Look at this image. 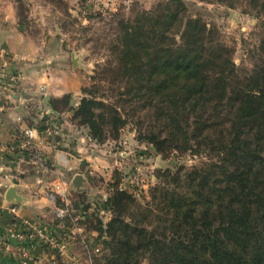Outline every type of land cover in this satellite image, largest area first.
I'll list each match as a JSON object with an SVG mask.
<instances>
[{"label": "trees", "instance_id": "16d2710c", "mask_svg": "<svg viewBox=\"0 0 264 264\" xmlns=\"http://www.w3.org/2000/svg\"><path fill=\"white\" fill-rule=\"evenodd\" d=\"M244 1L264 19V0ZM118 25L110 57L96 70L99 83L77 106L70 94L54 98L55 121L60 127L72 112L71 124L104 143L120 139L132 114L137 139L156 154L202 160L159 170L143 201L118 182L100 206L74 203L78 224L103 245L96 264H264V33L255 66L240 71L234 49L184 0H163ZM25 119L40 133L49 126ZM30 154L15 148L0 163L15 166ZM101 211L111 215L106 223ZM57 225L50 230L63 237Z\"/></svg>", "mask_w": 264, "mask_h": 264}, {"label": "rangeland", "instance_id": "374dc122", "mask_svg": "<svg viewBox=\"0 0 264 264\" xmlns=\"http://www.w3.org/2000/svg\"><path fill=\"white\" fill-rule=\"evenodd\" d=\"M161 1L163 0H19L17 8L19 13L23 14L22 19L25 21L27 34L31 38L44 40L47 35H50L52 38H57V35H59V39L62 40V48L69 54H75L77 61L81 60V64L75 66L80 73V85L82 86L81 99L84 97L83 90L85 88H92L95 83H99L96 79V70L98 66L104 65L110 57L109 46L118 31L119 20L121 18L133 17L138 10H150ZM184 1L188 4L189 11L194 17L200 16L209 26L216 27L221 41L234 49L233 59L240 71L253 69L259 58L257 51L259 40L264 33L263 17H259L244 0L237 1L234 7H229L219 0ZM101 83L104 87H108L107 82ZM70 95L72 96V94ZM72 100L73 105L77 106L78 104L75 105L73 96ZM40 107V113H44L41 114L43 120L53 119L55 121L54 116L45 113L47 107L41 105ZM72 114V112H68L64 116L67 117L69 115V120ZM46 123H49V121H46ZM69 125L72 130L74 129L75 134L83 137V146L86 149V153L87 155L93 154L92 156H95L93 159L96 161L97 169L101 168V165H104L101 168V172H97L92 168L88 160H79L77 151H73L71 148V151L68 150V147L71 145L68 147L62 145L63 139L60 140L59 137L64 138L62 136L67 128L63 124H60L59 127L56 121L52 124L49 123L48 126L57 127L60 130V135L54 139V143L57 146L54 149L59 150L58 153L67 157V159L69 158V164L57 162L56 156L53 159L46 152H43V150L39 153L51 158H49V166L52 162H55L69 170L73 175L77 170L69 169L72 167V162L81 161L80 167L82 168L76 173H81L87 177V187L91 188L92 191L89 200L85 194H82L83 198H80L77 192L71 188L70 200L75 205H79L80 202L85 201V203H89L93 207L95 205L100 206L110 194L109 187L118 182L121 189L128 191L143 201V198H148L151 187L158 182L157 175L159 170H175L177 166L182 165L190 167L202 160L200 157L192 154L173 152L168 157L156 154L151 145L139 142L137 139L139 132L138 117H132V114H129L128 125L122 130L120 139L108 140L104 143L95 141L86 128L76 127L70 121ZM49 141L50 146L53 147L51 139ZM70 144H73V142ZM34 150V148L28 150L31 152L28 157L29 160L33 158ZM20 166L21 172H18L16 177L12 178L15 181L14 184L17 186L23 180L22 175H27L32 170V167H35L34 164L27 162H22ZM15 167L17 168L19 165L14 166L13 169H16ZM37 168V176H39L37 177V183L31 176L28 178L23 176L24 184L30 186L36 183L37 188H32L33 190L31 189L30 191L25 190L27 194L34 197L38 196L39 185H43V188L47 192L50 184L57 179L54 173L48 174L41 167L37 166ZM69 179L71 180V178ZM2 184L8 185L9 182L5 179ZM81 204L83 206V202ZM49 205L51 206L50 203ZM75 205L73 204L74 209ZM93 207L88 211L90 214L95 209ZM52 209L51 206L49 216L51 218L52 215L54 221L56 216H54L55 213L54 211L52 212ZM5 211L8 213L7 208L0 207V229L4 227V236L5 227L13 221L11 218H8L9 216H5ZM100 215L104 223L111 218L108 211H101ZM79 227L82 228L84 236H93L94 240L97 241L96 232L87 231L85 227L80 225ZM51 228L45 229L49 230ZM80 236L76 234L72 239H68L70 242L68 250L64 255H61L58 251L51 249L47 244L42 242L35 245L34 253L37 248L40 250L37 255L43 256L44 264H71L69 259L72 256L84 261L86 252ZM45 254L47 255L45 256ZM13 262L14 264H19L16 261ZM143 264H148V262L144 261Z\"/></svg>", "mask_w": 264, "mask_h": 264}, {"label": "crops", "instance_id": "0c3cea01", "mask_svg": "<svg viewBox=\"0 0 264 264\" xmlns=\"http://www.w3.org/2000/svg\"><path fill=\"white\" fill-rule=\"evenodd\" d=\"M61 42L59 35H57V38L47 35L44 40L31 38L27 34L26 26L20 24L16 1L0 0V68H4L18 77L17 83L13 86L0 81V146L4 148L3 153L11 152L15 148L20 149L21 139L16 131L19 126L34 128L36 134L33 138V144L37 149L43 150L53 159L58 156L59 150H55L50 146L49 139L51 138L47 136L46 131L40 133L35 127H29L25 117L34 115L36 123L42 119L40 105L45 106L43 102L45 95H50L52 101L54 98H60L70 93L74 98L75 105L80 100L82 88L80 85V73L73 64L72 53L69 54L64 50ZM1 49L4 51L1 52ZM79 64H81L80 59L77 61V65ZM32 108L35 110L34 113ZM47 109L49 110L48 107ZM18 116L22 117L20 123L17 122ZM53 118L55 119L56 117ZM68 118L69 115L67 117L64 116L62 123L67 128L65 129L64 127L65 133L62 136L64 137L62 138V145L64 147L71 145L68 150L71 148L73 151H77L79 160H88L92 168L97 172H101V168L104 165L97 169L96 161L93 159L95 156H92L93 154L87 155L83 146V137L75 134L74 129H71ZM46 121H49L50 124L55 122L53 119H47ZM72 142L73 144H70ZM19 162L20 159L15 164V166L19 165V167H15L16 169H13L14 166L0 163V207L7 208L8 213L5 211L6 213L4 214L14 221L13 225L17 224L20 219H28L37 226L48 228L56 222V218L53 221L52 215V219L49 216V209L52 204L46 195L45 188H43V185H39L40 190H38L37 197L25 192V190L30 191L32 188H37L36 183L39 176H37L38 168L36 165L27 175H24L27 178L31 176L36 183L30 186L24 184V177H22L23 180L18 184L19 193L26 198L24 203L20 205L12 202L8 203L5 200L6 190L15 185V181L12 178L16 177L18 172H21L20 165L22 162ZM80 162L73 161L72 167L69 169L79 172L82 168L80 167ZM5 179L9 182L8 185L2 184ZM12 209L15 212H12ZM3 236L4 227L0 229V241ZM35 251L33 255L35 263L44 264L43 256L37 255L40 250L37 248ZM13 261L15 260L4 256L0 250V264H14Z\"/></svg>", "mask_w": 264, "mask_h": 264}, {"label": "built area", "instance_id": "2783aa9c", "mask_svg": "<svg viewBox=\"0 0 264 264\" xmlns=\"http://www.w3.org/2000/svg\"><path fill=\"white\" fill-rule=\"evenodd\" d=\"M4 50L1 49V52ZM0 81L8 83L9 85H15L18 81L17 75L6 71L4 68H0ZM49 114V110L45 112ZM41 114H44L41 112ZM50 115V114H49ZM22 117L18 116L17 122L20 123ZM17 135L21 139L20 149L29 150L34 148V156L32 159H28L26 156H22L20 162L32 163L39 166L49 173H54L57 179L50 184V188L47 190L46 195L50 200L53 211L58 221L57 228L64 232L63 237H59L52 230L45 229L41 226H37L28 219H20L17 224H9L5 227V236L0 241V250L4 256L10 257L19 264H36L34 260V247L37 243L42 242L47 244L51 249L58 251L61 255H64L69 246V238L72 239L76 234L81 235L82 243L86 252V258L81 261L78 258L72 256L69 259L71 264H96L97 258L102 253L103 245L100 242L94 240V237L84 236L82 228L79 227V217L75 216V209L73 203L70 200L71 180L60 169L57 168V164L52 162L49 166V158L39 153L40 150L33 144V138L36 134L34 128L17 127ZM48 137L52 139L51 145L56 149L54 139L60 135V130L57 127H48L46 130ZM4 148L0 146V155L3 153ZM1 157V156H0ZM57 162H63V164H69V158L58 154ZM12 212H15L13 209Z\"/></svg>", "mask_w": 264, "mask_h": 264}, {"label": "water", "instance_id": "95a60500", "mask_svg": "<svg viewBox=\"0 0 264 264\" xmlns=\"http://www.w3.org/2000/svg\"><path fill=\"white\" fill-rule=\"evenodd\" d=\"M72 60L74 66L77 65V57L75 54H72ZM43 102L45 106L49 108L50 114H52L54 117L59 118L60 114L55 111L51 105V96L45 95ZM57 167L63 171L67 177L71 178V188L77 192L78 194H85L88 199L90 200L91 197V188L87 187L88 180L87 177L81 173H75L74 175L67 169H65L63 166L57 164ZM5 200L8 203H16L22 205L26 198L19 193V189L17 185H13L9 187L5 192ZM88 200V201H89Z\"/></svg>", "mask_w": 264, "mask_h": 264}]
</instances>
